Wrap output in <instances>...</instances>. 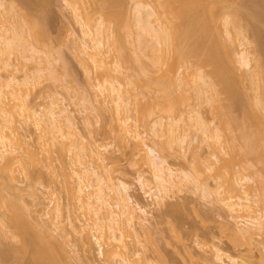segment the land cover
<instances>
[{
    "label": "rangeland",
    "instance_id": "obj_1",
    "mask_svg": "<svg viewBox=\"0 0 264 264\" xmlns=\"http://www.w3.org/2000/svg\"><path fill=\"white\" fill-rule=\"evenodd\" d=\"M0 1L3 3V6L0 7V30L2 24L10 27L15 23L19 26L18 30L20 31L19 37L21 40H19L18 48L16 46L14 52L10 55L9 62L11 65L5 66L0 61V81L5 80L11 71H16L15 74L18 75L17 77L20 80L25 78L24 73L33 75V72H36V69H39V67H48L46 62L50 60L48 57L50 56L52 65L49 66H52L50 68L52 74L50 69L47 68L48 70H44L46 73L43 71L44 74L43 76L41 74L42 77L40 76V79L36 78L33 80L34 78L31 79L32 76L27 78L31 82L25 87L29 89L27 90L28 94L25 95L22 91L23 94L21 95H25V97L18 95L17 99L21 97L20 100H24L26 107H33L40 111L46 110L49 104L51 105V101H57L58 99V106L65 108L74 121V125L70 128L66 124L61 126L63 129L62 133L64 132L67 136H62V133L59 132L57 134L59 140L52 141L53 144L49 142L44 147L46 150L43 151L39 145L42 139L43 141L47 140L46 136L44 135V138H41V134L43 133L40 128L34 125L33 120L26 118V121L23 115H19V112L15 113V124L24 141V147H30L31 149L36 147L35 149L38 151V154L37 158H33L31 155L28 156V153L26 154L25 149L19 150V154L22 153L20 155L22 157L20 160H22L21 164L19 162V164H16L17 169L13 170L14 173H10L12 178L9 177L10 175L2 173L3 171L0 168V187L2 190V192L0 190V196L2 197L0 202L4 201L2 205L0 204V264H33V248L31 245H28L30 243L26 246L22 236L30 237L35 232H38L39 229H41V232H43V229H47V233L49 230L50 237L52 238L53 236L54 238V240L51 239L53 243H62L61 247L65 250L62 255H64V260L66 259L65 262H68L67 264H110V261L105 256H100L99 244L98 242L96 243L93 237L94 233H91L92 231L89 232L91 237L90 243L84 245V240L73 228L74 223L77 227L80 228V225L82 227V223H84V220H86V217L88 218L90 213L72 196L68 187L70 182L75 181L73 170L79 168L77 163L81 158L83 160L82 163L86 164L88 169L92 171H90L89 175V179L92 182H96L99 174H104L105 176L112 177L116 183L123 181L130 187L128 194L131 197V204L136 208L135 213L138 216V222L136 223L137 226L135 225V229H133L136 233L135 231L127 233V230H124L123 235H125L124 239L129 242L131 251L133 249L140 250L138 256L132 257L133 260H138V264H213V252H216L215 250L218 248L222 249L225 255L234 256L239 264H264V231H262V234L253 235L252 238L245 237L247 234L241 236L242 231L239 234L240 232L238 231L240 230H238V227L240 225L243 226V222L247 218L243 216L246 214L243 212L238 213L240 216L242 215L240 218L237 217L236 213H233L234 217L232 216V213L222 202V198H227L229 194L231 195L228 189L229 185L224 186L226 183L224 182L225 178L222 179L224 182L222 183L221 178L223 176H216L214 174V170L218 165H223L224 161H229L234 156V159H231L234 164L229 161L231 162L230 164H233V167L227 166V168L226 165H223L226 168L222 170L227 174L228 172H232L234 178L238 175L237 178L240 176L249 177L250 180L244 184L245 187L243 186V192L247 191L250 199L257 202L254 204L255 211H262L264 215L263 141L256 142V147L254 148L256 153L253 151L250 153L243 148L244 143L242 141L244 140L240 137L241 133L238 130H235V132L233 130H225L223 132L219 130L221 127L219 124L222 122L220 120H222L223 116L219 119L218 115L215 114L216 109H211L212 104L202 100L197 95V89L193 88L192 90L190 87L193 83L187 82L188 79L192 82L191 76L194 75H192L191 71L194 69L189 70V73L191 72L190 75H186L187 70L186 72L183 71L185 74L182 75V66L184 64L174 61L173 56H171L173 61L170 60L171 58H169V61L172 65L175 64L173 68L175 66L177 68L175 67L174 72L170 73L171 76L174 78L176 76L182 79L186 78V82L190 84L186 83V88L182 89L180 83L182 82L183 84L185 80L183 79V82L179 79L180 82H177V84L179 83V89L176 87L174 94L180 93V91L183 93L185 89L189 93H193V96H190L185 91L187 99L186 101L185 99L182 100L185 103H180V99L186 98L184 96L185 93L179 99V104L177 102L180 109H175V105V110H163L162 104L159 103L161 93L158 91L156 85L153 86L155 80H152L155 77L157 78V75H160L158 73L161 70H159L160 72H156L157 69L154 70L157 75L155 74V77L152 76L151 80H147L149 78L146 75L151 76L153 74L149 73L145 75L143 73L145 77L142 74V70L146 69L149 64L151 65L147 52H149V57L154 55L152 52L150 55L154 39L151 42L152 38L146 36L145 40L148 42H145L143 45H139L136 40V38L138 39L136 37L138 36V31H141L138 27L139 24H137L138 11L136 7L138 4L151 7L155 0ZM204 1L202 0L201 2ZM208 1H205L206 4ZM212 1H209V6ZM217 1L220 4L218 3L219 6L214 8L216 9L214 10V15L216 16H214V21H217L214 24H218L219 27L217 28L221 31V36L223 35V45L225 42L226 44H232L234 53H238L242 50V47L240 43L241 39L236 33L243 32L245 28L244 32L246 31V36L251 37L253 33L260 32L259 29L264 25L263 23L261 25L262 21L259 20V15L264 11V0ZM109 2H111V5ZM113 3L116 5L113 6ZM13 5L16 8L9 9ZM73 7L78 8L77 11L80 13V17H77L78 19L82 18L84 21V19L86 20L89 17L90 21L86 23L94 32L100 28H105L108 37H106L103 46L106 53L102 62L95 63L92 57L83 50L84 40L90 45L92 42L90 38L85 36L82 25L77 22ZM208 7H206L207 10ZM231 10L241 12L243 18L245 17L246 20L241 19L239 23L237 22L238 24L236 23L237 25L241 24L240 27H236L235 24L234 26L231 23V25L229 24V22H234L233 18H231L232 16L230 17ZM120 17L121 21L119 20ZM215 18L217 19L215 20ZM229 18L231 19L228 20ZM226 20H228V23ZM247 21L249 22L247 23ZM35 22L38 23V28L35 26ZM214 24L211 22L212 28L214 27L212 30L216 29ZM226 27L231 29L230 34H236L237 38L236 36L230 35V37L226 34ZM39 28L42 32H38L40 31ZM262 30L261 32L263 33ZM10 35L11 33L8 34V37ZM212 35L213 33L204 42L208 41L207 43H209ZM118 37L122 38L120 41L123 42L121 45H118L119 48H116L115 44L118 41L117 39H119ZM33 46L39 49L40 53H35L29 60L24 59L25 56L32 53L30 50H32ZM248 48L254 53L255 50L251 45ZM121 54L122 56H120ZM255 54L257 56L258 52L256 51ZM237 55L235 54L234 57L236 59L235 66L237 64L235 74L238 73V76L235 74L234 76L237 77L238 81L239 75L244 74V76L241 75L238 81V83L240 82L239 84H243L240 85L242 86L243 98L233 108L232 114L241 118L243 103H245L248 97L250 99L254 98L256 91H253L255 90L253 89L254 84H250L252 83L251 80H253V77H250L252 74L250 72L252 71L249 70L250 72H247L250 67L239 66ZM44 57L47 58L46 62L43 60ZM122 57L124 58L122 59ZM253 57L255 58L254 54ZM41 62L43 63L40 64ZM254 62L255 60L251 63L252 67L255 64ZM166 65L165 67H167ZM151 67L149 68L152 69ZM190 67L193 68L194 65L192 64ZM14 68L18 69V71L14 70ZM209 68L210 66L206 70ZM119 71L124 73L122 77L119 76ZM152 71L153 69L150 70V72ZM206 74H208L207 71ZM206 77L211 81V77ZM169 80L167 81L169 82ZM107 81L117 84L120 86V91L125 92L127 97V104L124 106L125 113L123 111L118 112L115 102H112L114 101L112 98L114 95L109 91L110 85H107L109 84ZM188 86L190 88H187ZM190 90L192 91L190 92ZM193 91L196 92L194 93ZM134 93L137 94L138 100L134 99ZM177 96L180 97L179 95ZM240 96L242 97V93ZM11 97L12 95L9 98L13 99ZM16 103H19V101ZM11 104H14V102L11 101ZM147 108H152L154 115L143 118L146 112L145 109L147 110ZM198 111L202 119L205 120L204 122L211 128L209 129L215 130L214 135L217 133L216 130L218 128L219 134L224 139L220 137L223 140V142L221 141L223 146L220 145L223 147V150H219L217 154L219 158L217 160L213 155L215 153L214 136L207 135L210 134L209 131L207 134L204 131L202 132L199 129L201 126H198L199 124L196 125L197 118H195L196 120L193 118V115H197ZM126 116L128 117V123L136 124V128L141 132L140 141L152 145L156 149L157 154L165 158L167 164L174 169L183 170L191 174L189 180L184 178L183 184L179 183V186L176 183V185L171 184L172 186L170 185L168 190H163L161 195L163 198L161 199L155 196V193L159 192L156 183L152 181V168L149 164L152 156L148 153V147L144 144L143 146L141 145L143 148L138 147L139 149L137 148L136 150L135 145L137 146V140L132 137L135 129L133 130L132 128L128 136L123 132L121 123H123L122 120ZM156 116L158 118L163 117L164 119L162 120L166 123L168 121L177 123L178 131H181L179 133L182 134V137L180 136V139L178 138L179 140L177 139L176 142L170 140L167 135L160 137V131H157L158 128L152 127V120H155ZM183 135L186 136L183 138ZM76 139L85 142L87 145L82 146L80 144L82 150L71 148L70 151V144ZM181 139H184V142ZM97 146L100 147L101 156L94 154V157H92L88 150ZM23 163L27 165L29 173L27 170L23 172L25 169ZM16 167L13 166V169ZM21 167L24 168L22 171ZM211 167L214 168L213 171ZM180 171L178 173L181 175ZM141 178L146 184H149L143 186ZM201 182L208 185V189L205 188V185H200ZM154 183L157 190L153 186ZM74 184L76 183L74 182ZM219 184L224 186L220 187L222 191L218 188ZM150 187L152 188L151 190ZM229 187L232 188L231 186ZM217 188L220 190V194L217 193ZM224 188L228 190L227 192L225 191L226 193L224 192ZM146 191H152L151 193L154 195L150 196ZM231 192H234L233 194L239 193L237 190L235 193L233 189ZM243 192L241 191L239 195ZM9 199L10 201L13 199L18 200L17 202L14 201L18 206L15 204V208L8 207L10 206ZM137 203L145 211L142 212ZM16 212V216L19 215V218L21 216L20 220L22 219V223H25L27 226L26 234H29H21L17 227L12 224L11 217ZM52 221H54L53 224ZM59 221L62 223H59ZM141 222L145 223L144 227L146 228L141 227ZM55 223L59 225L60 229L54 225ZM30 233L33 234L31 235ZM105 238L107 239L106 235ZM105 238L102 237V241ZM103 243L105 244L106 242ZM66 254L67 257H65ZM225 259L228 260L227 257ZM135 261L133 263H136Z\"/></svg>",
    "mask_w": 264,
    "mask_h": 264
},
{
    "label": "bare ground",
    "instance_id": "obj_2",
    "mask_svg": "<svg viewBox=\"0 0 264 264\" xmlns=\"http://www.w3.org/2000/svg\"><path fill=\"white\" fill-rule=\"evenodd\" d=\"M201 1L202 0H155V1H153V4L151 7H148V6L145 7V5L142 6V4H138V6L136 7V9L138 11L137 24H139L138 27L141 31L140 32L138 31V33H137L138 36H136V37H138V39L136 38V40L139 43V45H141V44L143 45V44H145V42L146 43L148 42L145 40L146 36L147 37L150 36L152 38L151 39L149 37L152 40L151 42H153V39H154V44L151 46V48H152L151 51L149 49L150 55H151V52L154 55H151L149 57V54H148L149 52H147L148 50L146 51L147 56H148L149 60L151 61L150 62L151 65L148 63L149 66L147 65L148 67H146V69L142 68L143 72L142 71L141 72H142V74L144 73L145 75L149 74V73L153 74L151 76L146 75L147 78H149L147 80H151L152 76L155 77L154 75L156 74L154 70L157 69L156 72L161 70V72L159 71L160 73H158L160 75L158 76L156 74L157 78L155 77L152 80H155V82H156V84H154L155 82L153 83V86L156 85L158 91L161 93L159 103L162 104V108L164 111H172V110H175L176 108L180 109V108H178L179 105H177V102L179 104V99L182 98L183 93H185V91L188 92V90L184 89V92L182 91L183 93H181V91H180V93L178 92L179 94L178 93L174 94L176 87H177V89H179L178 88L179 83L177 84V82H180L179 79H181V81H183V82L185 80V82L183 84H182V82L180 83L182 85V89L186 88L187 82L193 83L191 85L188 83L187 84L190 85L192 90H193V88L195 90L197 89L198 94L197 93L196 94L199 95L202 98V100L206 101V103L208 102V103L212 104L211 109H213V110L216 109L215 110L216 113H215V111H214V113L216 115H218L217 117L219 119H221L220 117L223 116L222 120H220L222 122L219 124L221 126L219 128V130H222V132L225 130L226 131L233 130V132H235V130L236 131L238 130L241 133V135L239 133L238 134L244 140V141H242L244 143L243 148L245 150H248V152H250V153H252L251 151L256 153V151L254 150V148L256 147L255 146L256 142L263 141V145H264V25L261 26V28L259 29L260 32L263 29L262 30L263 33L261 32V34H259L260 32H258V33L256 31H254L256 33L252 32L253 33V35L251 36V37H253L252 40H251V37H249L248 35H247L248 37L246 36V34H245L246 31L244 32L245 28L243 29L244 33L243 32L236 33L237 35H239L238 37H240V39H241L240 43H241L242 50L239 51L238 53H234V49H233L234 47L232 44H226V42H225L226 45L225 44L223 45V43H224V42L222 43V41H224L222 39L223 35L221 36L222 33L217 28V27H219L218 24L215 25L216 24L215 22H217V21H214V16H215L214 10H216L214 8H216V6L218 7L220 2H218L217 0L214 2V0H213L212 1L213 3L211 2L210 6H209L208 3H210L209 1H211V0H209V1L205 0V1H208L207 4L204 0H203L204 2H201ZM110 3L111 2H109V4ZM203 4H205V5L203 6ZM112 5L114 6L116 4L113 3ZM1 6H3V3L0 1V7ZM206 7H208V10ZM10 8H16V6L13 5V6H10L9 9ZM203 8H206V9H203ZM73 9H74L75 14H76L75 17L76 18L80 17V13L77 11L78 8L73 7ZM204 11H205V13H204ZM231 11H230V14H231L230 17L232 16L231 18H233L232 20L235 23L229 22V24L231 23L232 26H234V24H235L236 27H238V26L240 27L241 24L240 25H237V24L239 23V21L241 19H245V17L243 18V15L241 14V12H237L236 10H231ZM255 15H257V14H255ZM118 16L119 15L117 14V17ZM259 16H260L259 20L262 21L261 22V25H262V23L264 24V11L261 12V14ZM231 18H229L228 20H230ZM216 19L217 18H215V20ZM77 20H78L77 22L82 25L83 32H84L85 36L90 38V41L92 42V44L90 45V44H88V42L86 40H84L83 50L87 54H89V56L92 57V60L95 63L102 62L104 59L103 57L105 56V53H106V51H104V49H103L104 48L103 46H104L106 37H108L105 28H100L96 32H94L93 30H91L90 27L87 26L86 22L90 21L89 17L86 18V20L84 19V21L82 18L81 19L77 18ZM119 20L121 21V17ZM228 20H226L227 23H228ZM245 20H243V21H245ZM211 22H212V24L215 23L214 25L216 26V29L212 30L214 27L212 28ZM248 22L249 21H247V23ZM33 25H34V23H33ZM118 25L120 26V24H118ZM35 26L38 28V26H39L38 23H36ZM35 26H33V27H35ZM18 27L19 26L15 23H13L12 26H10V27L5 26L4 24H2V26H1V30H0V38H1L0 39V44H1V46H0V61L5 66L11 65V63L9 62L10 55L12 54V52H14V50H15L14 48L16 46L18 48V45H19V40H20L19 32L20 31L18 30ZM40 28H39V30H40ZM226 29H227L226 34H228L229 36L232 35V34H230L231 29H228V27H226ZM256 30H258V29L256 28ZM210 31L213 33V35L211 37L212 39L209 37L210 38L209 43H207L208 41H206V43H205L204 42L205 39L209 35L212 34V33L210 34ZM38 32H42V30H40ZM9 33H11V35L8 37ZM236 34L232 35V36H236ZM118 38L119 39H117L118 40L117 42L115 40L116 44L114 43L116 45V48L118 47V45H121V43L123 42V41H120V39L122 40V38H120V37H118ZM236 38H237V36H236ZM249 38H250V40H249ZM228 45H230V46L227 47ZM250 45L254 48V50H255V51L253 50L254 53L251 52V50L248 48V47H250ZM33 47L31 48L32 50H30L33 54L31 53L30 55L25 56L24 59L29 60L34 56L35 53H40L39 49H37L36 47H34V48ZM120 48H121V46H120ZM118 50H120V49H118ZM235 50H236V48H235ZM256 51L258 52L257 56L255 54ZM235 54L236 55L238 54L237 55V57H238L237 63H239V66L241 65V66H244L245 68L250 67V68H248L247 72L252 71V72H250V73H252L251 76L249 73V76L253 77V80L250 79L252 81V83H250V84H252V85L254 84V88L253 87L252 88L255 90H253V89L252 90L256 91V94L254 92V94L256 96L253 95L254 98H251L252 100L248 97V98H246L245 103H243L241 118H238L237 116L232 114L233 108H235V106L239 103L240 99L243 98V91H241L242 86H240L242 83L239 84L240 82L238 83V81L241 78V75L244 76V74L239 75L240 78L238 77V81H237L236 76H238V73L235 74V72L237 70V67H236L237 64L235 66V62H236V59L234 57ZM253 54L255 55V58L253 57ZM120 56H122V54ZM171 56H173L174 61H179V64H180V62H181V64L182 63L184 64L182 66L183 67L182 72L183 71L186 72V70H187L186 75H190L192 72V75H194V76H191L192 82L188 78H187L188 81L186 82V78H183L184 79L183 80L180 77L176 76L174 78L173 76H171V74L174 72L173 71L174 68L175 67L177 68V66H175L173 68V65H175V64L172 65L170 63L169 58H171L170 60L173 61ZM48 57L50 58V60H52L50 56H48ZM123 58L124 57H122V59ZM46 59L47 58L44 57V59H43L44 62H46ZM50 60H47V62H46V64H48L47 65L48 67H42V68L39 67V69H36V72L35 71L33 72V75H31V74L29 75L28 73H24L25 78L23 77L24 79H22V80L18 79V77H17L18 75L15 74L16 71H11V73L8 74V76L5 80H3L2 82L0 81V168L3 171L2 173L7 174L8 176L10 175L9 177H11L10 173H12V172L14 173L13 170L17 169L16 164L18 162L20 163L22 160V159L20 160V158H22L20 156L22 153L19 154V150L25 149L26 154L28 153L29 154L28 156L31 155V157H33V158H37V154H38V151L35 149L36 147L32 148V149L30 147H24V141L21 137V134L19 133V131L17 129L16 124H15L16 121L14 119V116L16 115L15 114L16 112H19V115H23L25 117V120H26V118H30V120H33L34 125L36 127L40 128L41 132L43 133V134H41L42 135L41 138H44V135L46 136L47 140L43 141V139H42L41 144L39 145L40 149H43V151L46 150L44 147H46V145H48L49 142L51 144L52 141L59 140L58 139L59 136L57 134L59 132L62 133V131H63V129L61 127L62 125L66 124V126L68 128H70L72 125H74V121H73L72 117L67 113V110L65 108H61L58 106L59 105L58 99H57V101H54V100L51 101L52 102L51 105L49 104V106L46 108V110L43 109V111H40V110L35 109L33 107H26L23 99H21L22 102H20L21 101L20 98L23 96V95H21V94H23L22 91L25 93V95L28 94L27 90H29V89L28 88L26 89L25 87H27L26 85L31 83V82L27 78H30L32 76L31 79L34 78L33 80H35L36 78L40 79L43 76L44 72L46 73V71L52 67V66H49V65H52V63H51L52 61L50 62ZM149 60H148V62H149ZM253 60H255V62H254L255 64L252 67L251 63L253 62ZM42 63L43 62H41L40 64H42ZM143 63H145V62H143ZM192 64L194 65L193 68L190 67V65H192ZM143 65H145V64H143ZM165 65L167 67H165ZM185 65H187V66H185ZM119 66H121V65H119ZM209 66H210V68L208 70H206V68ZM149 67H151L153 69L154 73H153V71L150 72V70H152V69H150ZM171 67H172V69H171ZM251 67H252V69H251ZM147 68H149V69H147ZM178 69H180V68H178ZM192 69H194V70L191 71ZM14 70L18 71V69H15V68H14ZM44 70H46V71H44ZM189 70L191 71L190 73H189ZM206 71L208 74H206ZM50 72L52 74L51 69H50ZM50 72H48V73H50ZM41 74H42V76H41ZM53 74H54V72H53ZM118 74H119V76L122 77L124 73L119 71ZM176 74H177V72H176ZM183 74H185V73L183 72L182 75ZM234 74L236 76H234ZM145 75H144V77H145ZM205 75L208 77H211L210 78L211 81ZM169 78H170V80H169ZM110 79H111V77H110ZM206 79H208V80H206ZM167 80H169V82ZM177 80H179V81H177ZM208 81H210V82H208ZM107 82H109V81H107ZM32 83H35V82H32ZM107 85L108 86L110 85L109 91L112 93V95H114V96L111 95L113 100H114L112 102H115L118 112H122V111L124 112V110H125L124 106L127 104V97L125 95V92L120 91V86H118L117 84H114L112 81L109 82V84H107ZM190 87L188 86L187 88H190ZM24 89L27 91V93ZM182 89H180V90H182ZM192 90H190V92ZM111 93H109V94H111ZM136 93H134L133 96H134L135 100H138V96ZM241 93H242V97L240 96ZM189 94H190V96L191 95L193 96V93H189ZM11 95H12L11 98H13V99L16 98L15 101H13V99L9 98V96H11ZM18 95H21V97L18 98L19 100L17 99V97H19ZM25 95L23 97H25ZM177 95H179L180 97H178ZM186 95H187V93H185V95H184L186 98L183 97L182 99H180V103H182L183 102L182 100H184V99L186 101V99H187ZM11 101L14 102V104L10 105ZM17 101H19V103H16ZM204 101H202V102H204ZM184 103L185 102H183V104ZM135 104H136V102H135ZM174 106H175V109H174ZM145 111H144L145 114H144L143 118L146 116L149 117L150 115H152V116L154 115V111L152 108H147V110L145 109ZM193 113H195V112H193ZM193 113H192V115H193ZM193 116H194L193 117L194 119L197 118V120L195 119L197 121V122L195 121L196 125L199 124L198 126H201V127H199V129L202 130V132L204 131V133L206 132V134H207V132L209 131L210 134H207V135H210L211 137L214 136L215 153L213 152L214 153L213 155H214L215 159L217 160L219 158L217 155L219 150H221V149L223 150V147H221L220 145H222V142L224 139L221 137V134H219L218 128L216 130L217 133H215V135H214L215 130L212 129L213 132H212V130H210L211 128L209 127V125L206 124V122H204L205 120L202 119V116H201V114H199V111H198L197 115L195 114ZM195 116H197V117H195ZM159 117H162V116H159ZM152 118H154V117H152ZM223 118H225V119H223ZM162 119H164V118L163 117L162 118L157 117L155 120H152V127L158 128L157 131L158 132L160 131V133H159L160 137L167 135V136H169L170 140L176 142L180 136L182 137V134L179 133L180 130L178 131L179 128L177 126V123H174V121L173 122L168 121V123H166ZM122 122L123 123H121V124H122V128L124 130L123 132H125L127 134V136H128V133L131 132L130 130H132V128H133V130L135 129L133 131L134 135L132 137L137 140L136 141L137 146L135 145L136 150L138 147L141 148L144 144H146L145 142L140 141L141 132H139L138 129L136 128L137 127L136 124H133V123L129 124L127 116L123 118ZM227 129H229V130H227ZM61 135L67 136V134H65L64 132ZM230 135H231V133H230ZM127 136H125V137H127ZM184 136H186V135H183V138H184ZM220 137L223 140H221ZM235 137H237V136L235 135ZM228 139L230 140L229 137H228ZM239 140H240V138H239ZM182 141L184 142V139ZM80 144H82V146L87 145L85 142H81V141H78L76 139L73 142H71L70 151H71V148H76L78 150H82V148L80 147ZM257 145H259V144L257 143ZM146 146L148 147V153L150 154V156H152V158L149 161V164L152 168V174H153V176H152L153 180L152 181H154L158 187L159 193H155V196L157 198H159V199L163 198V196H161L163 190L164 191L168 190V188L171 184H174V185L178 184V186H179V183H182L184 181V178H186L187 180H189L191 178V174H189V172H186L183 170L180 171L179 169H174L169 164H167L165 158L158 155L156 149L152 145L146 144ZM139 151H141V150H139ZM88 152L92 157H94V154H96L97 156H101L100 147H98V146L92 147L91 149L88 150ZM233 157L231 159H234ZM231 159L229 161L232 162L233 160H231ZM82 161H83L82 158L79 159V162L77 163L79 168L73 170V173L75 174V181H72L73 183L70 182L68 187L70 189V193L72 194V196L79 202V204L81 206L85 207L86 210H88L90 213H89L88 218L86 217V220H84V223H82V227L80 225V228H79L76 226L75 223L73 224L74 230L80 235L82 240H84L83 241L84 245L90 243L91 237L89 235V232L92 231L91 233H94L93 237L95 238L96 243L98 242V244H99L98 246L100 249L99 250L100 256H102V255L105 256V258L108 259V261H110L109 262L110 264H138V262H137L138 260L135 259L136 260L135 261V260H133L132 257L138 256L140 254V250L138 249L139 250L138 251V250L133 249L131 251L129 244H128L129 242H127L126 239H124L125 235H123L124 230H127L126 231L127 233H132L133 231H135L133 229H135V225L138 222L137 221L138 216L135 213L136 208L131 204V197L128 194L130 187L128 186V184H126L123 181L116 183L115 181H113L112 177L105 176L104 174H99L96 178V182H92L91 179H89V175H90L91 170H89L88 166L86 164L82 163ZM229 161H224L223 165H226V167L227 166L233 167L234 163L232 162L233 164H230L231 162H229ZM225 162H227V163H225ZM23 164H24L23 167L25 169L21 167L22 168L21 171L24 169L23 172L26 170L28 172L27 165L25 163H23ZM223 165H221V166L215 165V166H217L216 169L214 170V168H215L214 166H212L214 168L211 167V169H212V171L214 170V174H216V176H219V175L223 176L221 178V182L222 183L226 182L225 185L223 184L224 186L229 185L232 187V188H230L228 186V189H229V192L231 193V195L229 194L227 196V198H222V202L224 203L226 208L232 213V216L234 217L233 213H236L237 217L240 218V217H242V215L240 216L238 213L243 212L244 214H246L243 216V217H245V216L247 217L246 219L244 218L245 220L243 222V226L240 225L241 226V227L239 226L240 229L238 227V230H240V231H238V232H240L239 234H241V231H242L241 236H245L247 234L245 237L248 236V238L249 237L252 238L253 235L262 234V231H264V215H263L262 211L261 212L255 211L254 204L257 202H254L252 199H250L249 194H247V191L243 192L244 191L243 186H244V184H246L247 181L250 180L249 177L247 178V177H241L240 176L239 178H237L239 176L238 175L236 178H234L232 176V172H228V174H227L225 171H223L226 168ZM13 166H15L16 168L13 169ZM211 169H209V170H211ZM178 170L180 171L181 175L178 173L179 172ZM201 170L203 171V169H201ZM222 179H224L225 181L223 182ZM147 181H149V180H147ZM74 182L76 184H74ZM155 183L153 186H155ZM222 183H221V185H222ZM141 184L143 186H146L149 183L146 184V182L141 178ZM200 185H202V186L205 185V188L208 187V185H206L205 183L202 184V182L200 183ZM221 185L219 184V186H218V188L220 190H221L220 187H224ZM157 187L155 188L156 190H157ZM218 188L216 190H217V193L220 194V190ZM240 188H241V190H240ZM151 189L152 188L150 187V190ZM170 189H172V188H170ZM224 189H225L224 192L228 191V190H226L227 188H224ZM230 189L231 190L233 189V191H235V193L237 190V192H239V193L233 194L234 192L232 193ZM234 189H236V190H234ZM238 189H239V191H238ZM0 190H1V187H0ZM241 191L244 194L242 193L241 195H239ZM1 192H2V190H1ZM146 192L150 196L154 195L151 193L152 191H146ZM221 194H222V192H221ZM242 195H245V196H242ZM0 199H2V197ZM8 201L6 200V202H8L10 204V206H8V205L7 206L15 208L17 205L16 202L18 200L16 201L13 199L10 201V199H9ZM14 201H16V202H14ZM2 202H4V201H2ZM2 202H0L1 205H2ZM137 204H138V206L142 212L145 211V209L142 206H140L139 203H137ZM58 206H59V204H58ZM9 209H11V208H9ZM16 211H17V208H16ZM19 214H20V212H19ZM16 215H17V212H16V214H14L13 217H11L12 224L17 227V229L19 230V232L21 234H24V233L26 234L27 226L25 225V223H22V219L20 220L21 216L19 218L18 217L19 215L18 216H16ZM52 220H53V218H52ZM54 221H52V224ZM24 222H26V221H24ZM55 222H58V221H55ZM59 223H62V222L59 221ZM28 224H30V223H28ZM144 224L145 223L141 222L140 223L141 227L142 226L144 227ZM54 225L57 228H59V225L57 223H55ZM60 226L63 227L61 224H60ZM144 228H146V227H144ZM46 230L47 229H43L42 230L43 232H41V229H39V231L35 232L34 234L30 233L31 235L33 234L32 236L28 235L30 237L22 236L24 239L23 240L24 243H26V246L28 243H30L28 245H31L33 248L32 249L33 255H34L32 257L33 258L32 260L34 261L33 264H67L68 262L67 263L65 262L66 259L64 260V257H63L64 255H62L63 252L65 251L64 248L61 247L62 243L58 242L60 245L53 243L51 241V239L54 240L53 236L51 238L49 235L50 231L48 230V233H47ZM135 233H136V231H135ZM27 234H29V233H27ZM243 234H245V235H243ZM105 235L107 236L108 240L105 238ZM102 237L105 238L104 241H102L103 240ZM55 242H56V239H55ZM103 242H106L105 243L106 245ZM215 251L216 252H213V254H214L213 264H239V262L237 261L236 258H234V256L232 257V255L231 256L225 255L223 253L222 249L218 248ZM65 257H67V254ZM226 257L228 258V260L225 259ZM133 261H135L136 263H133ZM211 262H212V260H211Z\"/></svg>",
    "mask_w": 264,
    "mask_h": 264
}]
</instances>
